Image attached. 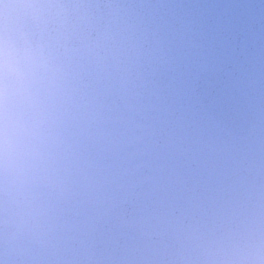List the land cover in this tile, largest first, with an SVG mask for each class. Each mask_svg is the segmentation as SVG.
Listing matches in <instances>:
<instances>
[{
    "label": "water",
    "instance_id": "1",
    "mask_svg": "<svg viewBox=\"0 0 264 264\" xmlns=\"http://www.w3.org/2000/svg\"><path fill=\"white\" fill-rule=\"evenodd\" d=\"M262 205L264 0H0V264L244 260Z\"/></svg>",
    "mask_w": 264,
    "mask_h": 264
},
{
    "label": "snow or ice",
    "instance_id": "2",
    "mask_svg": "<svg viewBox=\"0 0 264 264\" xmlns=\"http://www.w3.org/2000/svg\"><path fill=\"white\" fill-rule=\"evenodd\" d=\"M261 227L259 236L264 240V205L260 211ZM222 223H227L231 226V231L225 240V251H233L235 245L245 248L249 245L256 235V230L250 224V217L242 216L240 213H233L229 217L222 218ZM224 264H264V245L256 251L250 258L244 260H225Z\"/></svg>",
    "mask_w": 264,
    "mask_h": 264
},
{
    "label": "clouds",
    "instance_id": "3",
    "mask_svg": "<svg viewBox=\"0 0 264 264\" xmlns=\"http://www.w3.org/2000/svg\"><path fill=\"white\" fill-rule=\"evenodd\" d=\"M4 119H5V121L8 122V123L13 122V121H12V116H11L10 114H8V113H4Z\"/></svg>",
    "mask_w": 264,
    "mask_h": 264
}]
</instances>
